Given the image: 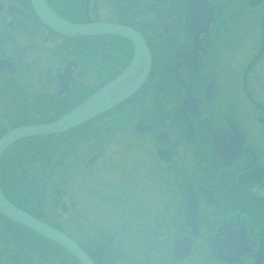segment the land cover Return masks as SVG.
I'll list each match as a JSON object with an SVG mask.
<instances>
[{
  "label": "flooded vegetation",
  "instance_id": "1",
  "mask_svg": "<svg viewBox=\"0 0 264 264\" xmlns=\"http://www.w3.org/2000/svg\"><path fill=\"white\" fill-rule=\"evenodd\" d=\"M44 2L73 25L135 32L150 66L130 98L53 136L56 157L45 142L53 137L6 148L5 197L69 235L92 264H264V0ZM133 55L127 38L64 35L29 0H0V137L70 111ZM117 56L124 67L110 76ZM19 144L34 145L12 151ZM4 156H22L32 207L7 195ZM101 164L123 184L102 179ZM5 241L0 264H14Z\"/></svg>",
  "mask_w": 264,
  "mask_h": 264
},
{
  "label": "water",
  "instance_id": "2",
  "mask_svg": "<svg viewBox=\"0 0 264 264\" xmlns=\"http://www.w3.org/2000/svg\"><path fill=\"white\" fill-rule=\"evenodd\" d=\"M38 18L50 29L65 35L111 34L127 38L133 43L134 55L129 66L114 80L93 94L77 109L50 124L14 129L0 139L2 151L23 138L53 135L67 131L117 105L132 95L144 82L148 66V54L142 40L131 30L110 25L76 26L63 22L52 14L43 0H30ZM0 215L13 223L53 242L69 252L79 264H91L85 254L65 235L41 223L10 204L0 191Z\"/></svg>",
  "mask_w": 264,
  "mask_h": 264
},
{
  "label": "rangeland",
  "instance_id": "3",
  "mask_svg": "<svg viewBox=\"0 0 264 264\" xmlns=\"http://www.w3.org/2000/svg\"><path fill=\"white\" fill-rule=\"evenodd\" d=\"M111 52H112V54L113 53L117 54L118 53V47H114V49H112ZM126 53L129 56V50H127V48H126ZM126 57H127V55H126ZM118 60H120V62H121L122 58H119L117 56L113 60H111V66H110L111 74H110V76H112L114 73L116 74L122 67H124V65H123L122 62L121 63H118L117 62ZM113 62H114V64L117 62L116 66H113ZM114 69H116L115 72H114ZM55 139L56 138L53 137V138L45 141L46 142V148H47L48 156H53L51 158L56 157L55 156V153L57 154V149L54 148L55 142H56ZM33 145L34 144H25V145L22 146V144H19V145L15 146V148L12 149V151L13 150H15V151L16 150L17 151L20 150L21 152H24L27 149H33ZM50 145L52 147H50ZM90 145H92V144H90ZM102 145L104 146L105 145V142ZM106 146L107 145H105V148H106ZM48 149H51V150H48ZM27 152H28V150H27ZM39 153H40V150H37V156H31V158L34 159V162H33L34 164L32 165V168H37V169L43 168L42 167V164H44V163L41 162V156H39ZM103 154H101L99 156H102ZM10 155L13 156L14 153L13 154H10ZM114 155L115 154L109 155V153H107V155H105V156H114ZM128 156H136L135 151L134 152H131ZM8 158H9V156H4V159H3V165L5 164L4 161H6L8 163V165H9V168L10 169L9 168H6V170H5L3 168L4 170L2 171V185L4 186V189L6 190V193H7V195L10 198L13 197L12 195H14V196H16L18 198L17 200L20 201V204L22 206L28 207V208L29 207H32L33 206L32 205V202H34L33 201L34 199H30V197L27 196V191L25 193L24 190L27 189V188L25 189V179L24 178H21V174H20V168L21 167L17 169V166H16V164L19 162L20 158L22 159V156H16L15 159H11V160H8ZM85 159H87V157H85ZM101 159L102 158H100L99 160L101 161ZM80 166H81V164H80ZM11 168H14V169H17V170L14 171ZM95 169H96V173L102 179L108 181L110 184H116V185H118V184H123V182H124V180H122L119 176H116L115 173L112 174V172H113L112 170L111 171H108L107 169H105L104 166H103V164H101L99 166V169H98V167H96ZM53 183L54 182H52V184ZM20 190L22 191V193H20L21 192ZM101 212L102 213L100 215V218H99V216L97 218L100 221L102 220V217H103V211H101ZM7 223L8 222H5L4 220L3 221L0 220V244L3 242V240L7 236H9L10 234H12V232L14 233V229L15 228L12 225L8 226ZM8 241H10V240H8ZM30 253L32 255L31 257L33 258L34 264H55V263L56 264H73L70 261L71 259L69 260L68 257L61 255L60 253L56 252L54 249H52L50 247H46V250H42L41 249V251H36V252L30 251ZM15 254L20 255V252L18 251ZM36 260L38 261V263H37Z\"/></svg>",
  "mask_w": 264,
  "mask_h": 264
},
{
  "label": "trees",
  "instance_id": "4",
  "mask_svg": "<svg viewBox=\"0 0 264 264\" xmlns=\"http://www.w3.org/2000/svg\"><path fill=\"white\" fill-rule=\"evenodd\" d=\"M8 224L12 225L15 229H14V233L12 232V234L9 235L10 237L8 239L10 241H7V237H6L5 242L11 244L16 252L17 251L20 252V255L16 254V259L14 264H34L30 251L36 252V251H41V249L46 250V247L57 249L50 242L41 239L37 235L17 225L10 223Z\"/></svg>",
  "mask_w": 264,
  "mask_h": 264
}]
</instances>
